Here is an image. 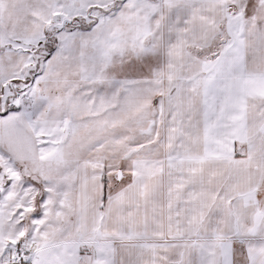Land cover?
I'll list each match as a JSON object with an SVG mask.
<instances>
[{
    "label": "snow or ice",
    "instance_id": "1",
    "mask_svg": "<svg viewBox=\"0 0 264 264\" xmlns=\"http://www.w3.org/2000/svg\"><path fill=\"white\" fill-rule=\"evenodd\" d=\"M0 264H264V0H0Z\"/></svg>",
    "mask_w": 264,
    "mask_h": 264
}]
</instances>
